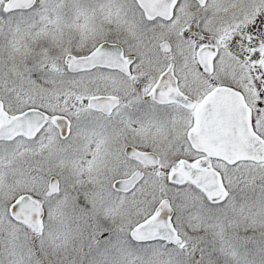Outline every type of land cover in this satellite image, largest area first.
I'll use <instances>...</instances> for the list:
<instances>
[{
	"label": "snow or ice",
	"instance_id": "snow-or-ice-1",
	"mask_svg": "<svg viewBox=\"0 0 264 264\" xmlns=\"http://www.w3.org/2000/svg\"><path fill=\"white\" fill-rule=\"evenodd\" d=\"M0 264H264V0H0Z\"/></svg>",
	"mask_w": 264,
	"mask_h": 264
}]
</instances>
